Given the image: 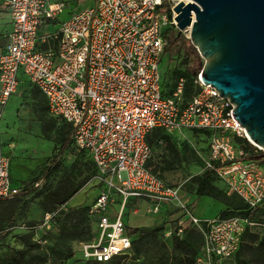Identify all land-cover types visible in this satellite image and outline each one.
Wrapping results in <instances>:
<instances>
[{
  "label": "built area",
  "instance_id": "obj_1",
  "mask_svg": "<svg viewBox=\"0 0 264 264\" xmlns=\"http://www.w3.org/2000/svg\"><path fill=\"white\" fill-rule=\"evenodd\" d=\"M173 1L96 0L65 20H60L68 8L65 2L6 1L12 32L0 54V125L10 98L28 77L50 112L71 127L72 144L91 157L104 190L89 210L95 232L82 246L87 262L106 263L130 254L133 239L124 217L136 201L148 202L149 212L168 203L182 210L178 234L188 228L204 234V264L232 261L246 231L255 227L248 216L196 217L180 187L149 167L153 149L148 137L157 129L173 135L186 129L209 131L206 168L250 210L264 203V172L256 157L260 148L246 146L250 140L230 101L203 84L201 74L196 80L200 90L187 103L183 79L172 96L164 95L160 63L168 45L165 29L177 27ZM44 26L55 29L46 32ZM2 148L0 132V206L24 189L44 187L42 181L16 184Z\"/></svg>",
  "mask_w": 264,
  "mask_h": 264
},
{
  "label": "rangeland",
  "instance_id": "obj_2",
  "mask_svg": "<svg viewBox=\"0 0 264 264\" xmlns=\"http://www.w3.org/2000/svg\"><path fill=\"white\" fill-rule=\"evenodd\" d=\"M65 3L68 8L60 20L67 19L65 15L69 12L94 5L95 0H67ZM162 14H169V11L163 10ZM51 29L54 30V26ZM51 29L42 28L46 32ZM165 32L168 42L173 40L176 50L181 51L174 53L171 60L172 52H164L161 56L164 95L170 97L181 79L187 82L182 77L188 68V65L183 66V59L188 56L187 61L193 67L190 79L194 86V77L201 74L204 60L193 46L190 33L189 37L185 31L178 36L176 26ZM7 43L6 37L0 40L2 52ZM188 94L190 88L185 86V97ZM185 97L184 102L188 98ZM0 132L3 152L12 159V168L21 160V166L30 171L29 178L22 183L42 181L44 184L38 191L1 204L0 233L5 232V235L0 238V264H63L70 254L74 257L66 264H87L82 246L91 241L95 232L88 212L104 190L91 157L80 153L72 144L70 126L50 112L46 98L28 77H24L17 93L10 98ZM65 138L69 139L68 146L59 153ZM150 140L154 143L151 144L153 157L149 167L167 183L180 187L182 198L196 217L209 220L222 218L223 212L245 210L243 198L219 176L212 172L208 175L210 178L205 177L209 172L206 161L211 134L186 129L175 135L161 132ZM249 142L252 147L249 149L253 150L257 145ZM258 152L256 157L264 172V153ZM45 169L48 173L42 175ZM13 179L16 184L20 183ZM202 181L217 188V197L196 195ZM62 186L70 191L77 189L65 202L53 197ZM148 206L146 201H136L127 207L124 222L128 232L145 228L149 233L145 238L131 235L134 240L132 254L118 259L115 264H192V261L204 264V234L197 228L187 234H178L182 210L168 203L159 212H149ZM134 209L139 213L134 214ZM246 209L255 227L245 237L236 263L264 264L260 257L264 246V204L255 210Z\"/></svg>",
  "mask_w": 264,
  "mask_h": 264
},
{
  "label": "water",
  "instance_id": "obj_3",
  "mask_svg": "<svg viewBox=\"0 0 264 264\" xmlns=\"http://www.w3.org/2000/svg\"><path fill=\"white\" fill-rule=\"evenodd\" d=\"M191 1V2H190ZM174 19L204 65L201 81L233 105L264 153V0H174Z\"/></svg>",
  "mask_w": 264,
  "mask_h": 264
},
{
  "label": "trees",
  "instance_id": "obj_4",
  "mask_svg": "<svg viewBox=\"0 0 264 264\" xmlns=\"http://www.w3.org/2000/svg\"><path fill=\"white\" fill-rule=\"evenodd\" d=\"M176 46H177V44H174V41H173V40H170V41L168 42V45H167V47H166V49H165V52H172V53L170 54V57H169L170 60L173 59V57H174V53L181 52L180 50H176ZM173 48H175V50H173ZM187 57H188V56H187ZM187 57L184 58V59H183V62H182L183 66L188 65L187 71H186L184 74H182V77L186 78V80H187V82H186V84H185L186 88H190V94H188V95L186 96V97H188V98H186L185 95H184V97L186 98L185 103H187V102L191 99V97H192L194 94L198 93L199 90H200L199 85L196 84V86H194V84H193V80L190 79V78L192 77L193 67H191V66H192L191 63H189V62L187 61ZM201 71H202V69L200 70V72H201ZM183 80H184V79H183ZM194 80H195V81L197 80V76L194 77ZM193 87H195V91H194V92H193ZM163 89H164V88H163ZM191 93H192V94H191ZM70 128H71V127H70ZM201 131L210 134V132L207 131V130H201ZM161 132L166 133V134H169V133H167L166 131L161 130V129H157V130L153 131V132L149 135V137H148V143L150 144V146H151V144L154 143V140H150V138H151L152 136H155V135L161 133ZM70 134H71V133H70ZM170 135H173V134H170ZM241 141H242V140H237V142H241ZM68 143H69V139H68V138H65L64 141H63V144H62V147H61L59 153H62L63 150L66 149V147L68 146ZM245 143H246V146L251 147L250 144H249V142H248L247 140L245 141ZM80 153L87 155V154L84 153V152H80ZM57 157H58V156H57ZM57 157H56L55 159H57ZM47 173H48V170L45 169V170L42 172V175H47ZM211 174H213V173L209 171L208 174H206L205 177H206V178H210V176H208V175H211ZM161 178H162V177H161ZM31 191L33 192V190L24 189V190L22 191V193H21L19 196H17L16 198L20 197V196L23 195V194H29V193H31ZM35 191H36V190H35ZM76 191H77V189H74V190H71V191H70V190H68L67 188H64V187L62 186V187H59V188L57 189V191L53 194V197L55 198L56 201H64V202H65V201L69 200V199H70V198L76 193ZM216 193H217V188H215L214 186H211L210 183L207 185V182H206V181H202L201 185L199 186V188H198L197 191H196V195H198V196L217 197V196H216ZM16 198H14V199H12V200H15ZM12 200H5V201H3L2 203H4V202H8V201H12ZM2 203H1V204H2ZM263 204H264V203H263ZM263 204H262V205H263ZM246 205H247V204H246ZM246 205L244 206V209H245V210L242 211V212H236V211H233V212H223V213H222V218H225V217H231V216H246V217L248 216V217L251 218V215H249V213H248V211H247V209H246V207H248V206H246ZM262 205H261V206H262ZM249 210H250V209H249ZM88 214H89V212H88ZM89 218H90V216H89ZM90 219H91V218H90ZM91 221H92V219H91ZM92 223H93V221H92ZM94 229H95V228H94ZM192 229H194V228H188V229L185 231L184 234H187V233L190 232ZM195 229H196V228H195ZM94 231H95V230H94ZM250 232H252V231H250V230H249V231H246V233H245V235H244V238H243V241H244L245 237L247 236V234L250 233ZM148 233H149V230L143 228V229H139V230H137L136 232L134 231V233L132 232V233H130V234L133 235V236H134V234H138L140 238H145V237L148 235ZM4 235H5V232H3L2 234L0 233V238L4 237ZM132 239H133V237H132ZM132 243H133V247H132V250H131L130 254H128V255H125V256H122V257H116V258H114L113 260H111L110 262H106V263L87 262V264H115V261H117L118 259L126 258V257H128V256H130V255L132 254V252H133V248H134V240H132ZM242 243H243V242H242ZM241 245H242V244H241ZM240 249H241V247H240ZM240 249H239L238 253L236 254L235 258H234L232 261H229V262L226 261V262H223L222 264H233V263H234V264H239V263H236V259H237L238 254L240 253ZM73 257H74V255H73V254H70V255H69L68 257H66V259L63 261V264H66V263H67L66 261H69L70 259H73ZM260 257H262V258L264 259V246H263L262 250L260 251ZM199 259H201V258H199ZM199 259H198V260H199ZM192 264H195V261H192Z\"/></svg>",
  "mask_w": 264,
  "mask_h": 264
},
{
  "label": "crops",
  "instance_id": "obj_5",
  "mask_svg": "<svg viewBox=\"0 0 264 264\" xmlns=\"http://www.w3.org/2000/svg\"><path fill=\"white\" fill-rule=\"evenodd\" d=\"M6 1L7 0H0V40L5 38V37L8 38L10 33L12 32L11 17L9 14V10L6 6ZM51 1L55 3V2H66L67 0H51ZM70 13L71 12L67 13L65 15V17L68 16L67 18H69ZM44 28H46L47 30L51 29L50 26H44ZM6 47H7V45L4 47V49H6ZM2 51H3V49L0 46V54L3 53ZM24 77L25 76H23V78H22V82H23ZM22 82H21V84H22ZM6 156H8V155H6ZM8 157H10V156H8ZM18 161H19L18 165H16V167L12 168V162L13 161L11 159V174L16 180H19L20 182H24L29 178L30 171L21 166V160H18ZM28 182H30V181H28Z\"/></svg>",
  "mask_w": 264,
  "mask_h": 264
},
{
  "label": "bare ground",
  "instance_id": "obj_6",
  "mask_svg": "<svg viewBox=\"0 0 264 264\" xmlns=\"http://www.w3.org/2000/svg\"><path fill=\"white\" fill-rule=\"evenodd\" d=\"M249 138V137H248ZM250 139V138H249ZM251 141V140H250ZM252 142V141H251ZM253 143V142H252ZM254 144V143H253Z\"/></svg>",
  "mask_w": 264,
  "mask_h": 264
}]
</instances>
